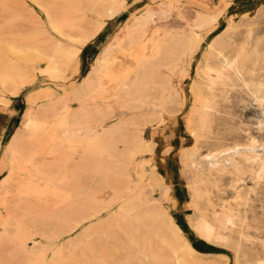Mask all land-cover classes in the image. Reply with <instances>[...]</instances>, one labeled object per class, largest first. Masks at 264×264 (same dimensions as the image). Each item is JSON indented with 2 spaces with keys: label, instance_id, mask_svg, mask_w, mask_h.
I'll return each mask as SVG.
<instances>
[{
  "label": "bare ground",
  "instance_id": "6f19581e",
  "mask_svg": "<svg viewBox=\"0 0 264 264\" xmlns=\"http://www.w3.org/2000/svg\"><path fill=\"white\" fill-rule=\"evenodd\" d=\"M201 1L190 9L184 0H153L157 7L133 13L70 94L50 88L49 100L13 132L0 181V244L8 240L24 252L13 264H264V240L251 234L264 229V218L249 214L264 185V146L247 140L226 148L217 130L222 103L239 88L259 103L264 129V41L256 32L264 5L241 20L229 15L194 67L233 3ZM125 6L126 0H0V108L41 76L56 84L81 74L84 47ZM190 101L183 208L201 241L228 254L204 252L187 237L169 207L176 203L172 185L153 163L156 144L145 135L148 125L165 124L166 113ZM39 154L55 164H35ZM248 178L255 188H245ZM13 197L19 203L7 215Z\"/></svg>",
  "mask_w": 264,
  "mask_h": 264
},
{
  "label": "rangeland",
  "instance_id": "374dc122",
  "mask_svg": "<svg viewBox=\"0 0 264 264\" xmlns=\"http://www.w3.org/2000/svg\"><path fill=\"white\" fill-rule=\"evenodd\" d=\"M184 2L186 4L185 6L190 9L198 8L199 5H203L201 0H184ZM218 3L219 0H212V4L214 6H217L216 4ZM147 5L157 7V4L154 3L153 0H126L125 9L114 19L109 20L105 29L84 47L78 63V68L81 71V74L73 77L69 76L65 82L56 84L51 82L47 77L41 76L35 82L28 85L19 97L14 98L9 106L0 108V181L6 173L3 172L9 167L6 155L10 147V137L20 125H23L27 115L32 112V110L34 111L38 104L45 103L49 100L48 97H50V95L48 92L50 88H52L53 91L58 90L59 93L61 92L63 95L70 94L74 90V86L72 84L80 81L83 78L82 74H86L90 70L92 63L111 40L113 34L130 20L133 13L137 11L139 12ZM263 5L264 0H233L231 7L221 19L216 30L207 37L201 47L195 60L194 67H196L199 61H201L203 52L206 50L210 39L226 26L229 15H234L235 19L241 20V15L243 13L255 15L257 8ZM256 32L257 35L264 41V13L257 23ZM133 63L134 61L126 58L124 59L123 64L125 66H132ZM193 81L194 78H189L184 82V86L187 88V91H189V86ZM68 88L70 89L67 91ZM191 105L192 102L190 101L187 108L182 109L180 112L166 113L165 124L160 126L157 124H150L151 126L148 125L145 130V135L147 139H153L156 144L155 153L153 154V163L166 177V179L169 180V184L172 185L171 196L174 200H176V203L171 202L169 207L171 213L181 225L187 237L195 246L204 252H210L212 254L221 252L228 254L229 251L227 249L217 246L211 247L201 241V239L189 226L187 217L191 212L183 208V204L188 199V195L186 192L185 180L180 172V163L182 148L192 144V139L186 126V117L191 109ZM75 106L77 107L76 103L74 104V107ZM220 115L217 130L219 131L222 140H220L221 142H218L219 144L223 143L226 148H229L237 142L255 140L257 145L260 146V149L264 146V129L261 125L263 111L259 106V103L252 95L248 94L246 91L240 90V88L238 91L232 92L229 99L222 103ZM48 116L50 117L49 120L52 122L58 119V116L53 115L52 112H50ZM122 116L126 117L127 113ZM153 129H155V131ZM36 141V137L32 138L31 141H28V146L26 147L27 154L32 153ZM147 157L151 158L150 154H148ZM34 162L35 164L43 163L45 168L55 164L54 158L42 156V154L36 156ZM245 184L246 189L255 188V182L249 178ZM224 188L228 191V193L225 194L226 197H232L234 195V192L229 190V186H224ZM150 191L151 190L149 189V192ZM102 194H104V197L106 196L105 199L107 200L111 198L110 190L104 191ZM152 194L161 199L162 190H156ZM217 198L218 197L215 199ZM253 198L254 200L252 202V206L250 207L249 214H255L264 218V185L260 193ZM18 203L19 198L13 197L9 201L6 214L10 212L14 214ZM27 209L30 211H37V207L35 205H30ZM251 234H253L254 238L259 237L261 240H264V229L259 232L252 230ZM255 246L261 248L259 243ZM2 247L3 246L0 244V253L3 258L2 264H13L16 259H20L24 256V252L17 248L11 241L6 240L3 250ZM10 250L14 253L13 257H10L8 254V251Z\"/></svg>",
  "mask_w": 264,
  "mask_h": 264
}]
</instances>
